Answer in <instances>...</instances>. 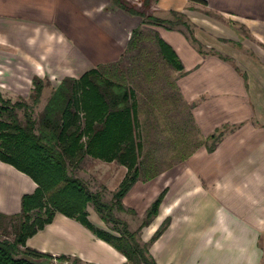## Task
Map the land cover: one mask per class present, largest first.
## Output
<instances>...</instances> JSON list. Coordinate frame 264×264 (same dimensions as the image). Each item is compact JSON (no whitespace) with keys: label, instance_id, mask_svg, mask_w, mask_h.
<instances>
[{"label":"crops","instance_id":"crops-1","mask_svg":"<svg viewBox=\"0 0 264 264\" xmlns=\"http://www.w3.org/2000/svg\"><path fill=\"white\" fill-rule=\"evenodd\" d=\"M204 1L119 0L123 8L115 0H0V93L29 98L38 78L45 105L63 79L121 62L131 52L126 49L133 30L150 32L156 46L158 37L182 70L171 68L168 81L158 70L134 72L131 79L135 86L143 79L153 96L169 83L190 106L202 143L158 179L136 181L122 204L148 202V209L162 195L146 230L153 264H264V0ZM173 13L185 19L172 29L142 24L146 17L169 21ZM130 89L136 98L137 90ZM78 167L111 191L126 172L89 156ZM35 187L0 161V215L18 214L22 196ZM25 246L84 264H128L60 213Z\"/></svg>","mask_w":264,"mask_h":264},{"label":"trees","instance_id":"trees-1","mask_svg":"<svg viewBox=\"0 0 264 264\" xmlns=\"http://www.w3.org/2000/svg\"><path fill=\"white\" fill-rule=\"evenodd\" d=\"M121 7L124 5L115 0ZM206 5L204 0H190ZM174 21L143 18L142 24L161 25L172 29L182 15ZM172 14V15H173ZM150 21V22H149ZM140 29L133 30L127 46H135ZM159 54L163 61L176 71L182 65L172 49L156 37ZM44 83L32 80L29 98L37 105ZM190 107V106H189ZM23 110V121L16 110ZM32 107L19 101L12 105L0 100V161L13 166L35 183L32 194L21 198L20 212L12 216L0 215V219L15 220L18 226L12 241L0 239V264H53L52 260L69 263V258L51 256L27 248L25 242L38 230L49 224L55 213L74 219L94 236L103 240L134 264H153L146 245H140L135 233L121 223L117 236L95 228L87 220L88 203L99 213L103 221L110 215L112 205H105L98 193L89 191L79 178L68 174V167L76 169L84 158L103 162H116L126 172L112 197L118 209L121 200L132 185L139 180L138 159L142 143L137 131V101L132 89L101 77L99 70H89L78 80L65 78L51 92L39 118H32ZM214 138V137H211ZM216 138H214V141ZM162 195L147 209L141 227L150 223L158 213ZM161 225L154 233L156 239L164 230Z\"/></svg>","mask_w":264,"mask_h":264},{"label":"rangeland","instance_id":"rangeland-1","mask_svg":"<svg viewBox=\"0 0 264 264\" xmlns=\"http://www.w3.org/2000/svg\"><path fill=\"white\" fill-rule=\"evenodd\" d=\"M168 18L172 21L176 20L174 14ZM180 19L182 21L185 18L181 17ZM172 26L177 27L176 24H172ZM149 34L150 32L142 33L136 39L134 48L131 49V52H127L121 62L99 68L102 78L137 90V131L142 143V150L137 166L139 180L142 182L159 177L158 174L160 172L175 166L181 161V156L185 157L202 143L191 124L188 105L186 103L182 104L178 97L172 94L169 83H167L168 88L162 87V90H160L157 87L156 89L159 90L153 96V94L149 95V93H146L149 89L143 85V79H139L137 81L139 84L136 86L134 85V80L131 79L134 76V72L142 75L145 71L158 70L165 77L167 74V81L171 80V78L169 79L171 68L162 60L158 48ZM46 96L41 94L37 105H32L30 98L23 99L4 93H0V100L2 102L7 101L10 105L24 100L26 104L32 107V118L37 121L44 107L43 98ZM16 113L18 119L22 122L24 120L23 110L17 109ZM97 168H93V170L97 171ZM68 174L83 181L92 193H98L105 205H112L110 215H105V212H102L106 218H109L107 221L102 220L99 213L94 210L92 204L88 203L86 205L87 220L95 228L117 236L116 231L121 229L122 223L126 225L128 231L135 233L136 241L142 246L146 245V249L149 250L151 246L148 243L150 236L146 237V230L151 221H153V218L148 225L141 227L148 202L139 201L130 204L128 207L122 204L121 201L123 208L118 209L112 197L116 189L111 191L102 187L97 183L98 179L96 175H91L85 169L81 171V169L75 170L68 167ZM175 213L173 211V216ZM17 226L18 222L15 220L0 219V239L12 241ZM73 260V258H69V263L73 262ZM54 264H67V262L54 260ZM74 264L84 263L76 261ZM128 264L134 263L128 262Z\"/></svg>","mask_w":264,"mask_h":264},{"label":"built area","instance_id":"built-area-1","mask_svg":"<svg viewBox=\"0 0 264 264\" xmlns=\"http://www.w3.org/2000/svg\"><path fill=\"white\" fill-rule=\"evenodd\" d=\"M53 261V264H54V260H52Z\"/></svg>","mask_w":264,"mask_h":264}]
</instances>
